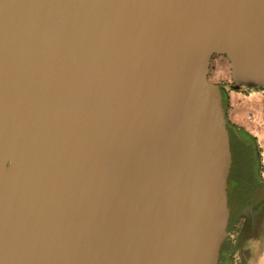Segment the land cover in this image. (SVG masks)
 Returning a JSON list of instances; mask_svg holds the SVG:
<instances>
[{
  "label": "water",
  "instance_id": "95a60500",
  "mask_svg": "<svg viewBox=\"0 0 264 264\" xmlns=\"http://www.w3.org/2000/svg\"><path fill=\"white\" fill-rule=\"evenodd\" d=\"M216 55L264 86V0H0V264H218Z\"/></svg>",
  "mask_w": 264,
  "mask_h": 264
},
{
  "label": "flooded vegetation",
  "instance_id": "af4514ba",
  "mask_svg": "<svg viewBox=\"0 0 264 264\" xmlns=\"http://www.w3.org/2000/svg\"><path fill=\"white\" fill-rule=\"evenodd\" d=\"M235 153L236 159L241 160L240 149ZM256 155L254 151L247 167L243 168L242 164L236 166L234 186L229 193L232 212H238L233 219L229 217L224 263L249 264L252 258L257 257V264H264L261 260L264 255L261 253L264 252V175L259 171Z\"/></svg>",
  "mask_w": 264,
  "mask_h": 264
},
{
  "label": "crops",
  "instance_id": "0c3cea01",
  "mask_svg": "<svg viewBox=\"0 0 264 264\" xmlns=\"http://www.w3.org/2000/svg\"><path fill=\"white\" fill-rule=\"evenodd\" d=\"M220 56H213L208 71L211 80V72L216 65H224ZM212 81V80H211ZM228 121L239 130L246 133L245 140L255 144H262L264 140V128L259 122L264 120V86L253 88L252 92L246 88L230 90L226 108Z\"/></svg>",
  "mask_w": 264,
  "mask_h": 264
},
{
  "label": "trees",
  "instance_id": "16d2710c",
  "mask_svg": "<svg viewBox=\"0 0 264 264\" xmlns=\"http://www.w3.org/2000/svg\"><path fill=\"white\" fill-rule=\"evenodd\" d=\"M227 102H228V96L227 94H225V96L223 97V106L225 109L227 108ZM227 128L230 134V147H231V154H232V164L230 168V174L228 177L229 186L227 188V195H228V205H229V209L231 212L230 217L231 219H233L236 216L238 210H236L235 213L232 212V203H231V197H230L229 190L233 188L234 186L233 180H234V173L236 171V166L238 164H242L243 168H245L247 167V165L251 164V159H252L251 156L254 152V148L251 142L245 140L246 133L244 132V130L237 129L235 126H233L228 121V119H227ZM236 149H240L242 157H239V159L241 160L236 159L237 158V155L235 153ZM238 208L240 209L241 206H239ZM225 251H226V244L224 241L221 247L220 258H219L218 264L224 263Z\"/></svg>",
  "mask_w": 264,
  "mask_h": 264
},
{
  "label": "rangeland",
  "instance_id": "374dc122",
  "mask_svg": "<svg viewBox=\"0 0 264 264\" xmlns=\"http://www.w3.org/2000/svg\"><path fill=\"white\" fill-rule=\"evenodd\" d=\"M218 56V55H217ZM216 58H220L222 60V63L224 64L222 65H216L212 72H211V80L212 82L216 83L217 85H219L222 88V98L225 96V94H227L228 96V92L230 91L229 86L231 85V79H230V65L228 60L224 57V56H220V57H216ZM247 91L252 92L253 88H247L245 87ZM259 124H261L260 126H262L264 128V120L259 122ZM248 141V139H246ZM254 146V151H256L257 155V161H258V167H259V171L264 175V140L262 144H253ZM262 254L264 253L263 251L261 252ZM252 258L251 263L249 264H257L258 263V259ZM262 261H264V255L261 258ZM263 263V262H262ZM261 263V264H262ZM223 264H235V262L233 261L232 263L230 262H226Z\"/></svg>",
  "mask_w": 264,
  "mask_h": 264
}]
</instances>
